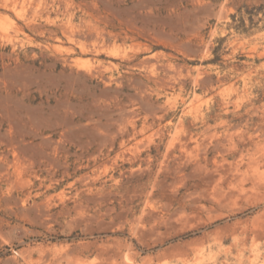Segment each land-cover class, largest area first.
<instances>
[{"label":"rangeland","instance_id":"obj_1","mask_svg":"<svg viewBox=\"0 0 264 264\" xmlns=\"http://www.w3.org/2000/svg\"><path fill=\"white\" fill-rule=\"evenodd\" d=\"M37 2L28 23L0 0V154L20 121L52 135L55 162L24 164L12 182L0 173V264H264V144L217 147L202 132L203 119L264 102V0ZM70 13L118 34L110 48L135 55L133 64L150 56L172 64L174 83H148L126 67L106 72L124 73L121 85L55 80L67 68L54 46L72 44L49 33L47 17L61 25ZM82 96L85 108L74 105ZM65 123L72 136L63 137ZM121 132H139L130 151L156 163L170 135H193V158L163 173L157 166L133 191L136 178L117 183L139 167L123 164Z\"/></svg>","mask_w":264,"mask_h":264},{"label":"bare ground","instance_id":"obj_2","mask_svg":"<svg viewBox=\"0 0 264 264\" xmlns=\"http://www.w3.org/2000/svg\"><path fill=\"white\" fill-rule=\"evenodd\" d=\"M2 1L6 8L13 11L19 19L32 23L29 19L32 13L37 12L36 3H38V0ZM62 13L64 17L67 14L65 11H62ZM85 13L86 12H84V14ZM70 15L69 20L61 23V25H57L56 20H50V15L47 17V20H49L48 22L54 26L51 30H48L49 33L58 41H68L72 44L68 47H64L63 45L54 46L56 49L62 52L64 51V56L61 59L68 69V71L66 69L54 75L55 80L56 76L61 77L67 82L68 87L78 84L82 89L87 85L90 86V83H93L97 77H101L105 84L119 82V85H121V79L125 77L124 73L114 78L113 76L106 75V72L126 67L125 73H130L131 69L139 68L143 72V78L146 79L148 83L167 86H171L172 83H174L173 78L175 77L173 76L176 74V69L173 68L172 64L163 61L160 56H150L133 64L135 55H128L129 52L118 55L113 49L111 50L110 44L112 41H116L117 37H119L118 34L114 33V31H107L99 28L92 23V21L87 20L86 17L79 21H75L71 13ZM14 23V31H22L24 29L18 22ZM129 34L130 33H127V37L133 39L135 35ZM12 40L13 39H10V41ZM137 51H140V49H137ZM104 52H107L111 56H116L117 58L120 56L122 59L121 62H111L107 64V62L98 58V56ZM54 65L55 63L52 64V66ZM133 73L134 72H131L130 74ZM133 80L135 79L129 80L131 81L132 88L136 85V80L134 82ZM83 82H86L85 86L81 84ZM94 101L96 100L94 99ZM68 102L71 103L72 98L69 99ZM97 102L98 101L95 103ZM226 104H223L224 107H227L229 103ZM74 105L85 108L87 106L86 97L82 96L80 102ZM80 111L81 115L85 114L84 109H80ZM225 112L227 115L219 113L211 119L202 120V132L205 135H211V137L217 138V143L215 144L217 147L222 145L225 141L233 143L235 147L248 142L255 143L256 145L264 144V102L258 103L257 101H250L244 108L237 107L232 111L225 110ZM230 112H232V115H228ZM75 117L76 115L73 114L69 121L75 122ZM249 120H252V124L248 122ZM35 125L37 126V124ZM65 125L66 123L63 124V126ZM73 128L74 125L65 126L62 133V135H64L63 137L72 136ZM96 128L101 129L99 125ZM219 128L226 130L225 133H217ZM15 129H17L16 132L6 137L8 146L3 153L0 154V173L2 177H7L11 182L12 179H20L19 177L22 174L21 171L24 169V164H26V167L27 165L35 167L42 165L45 161L55 159V154L48 150L51 149L49 147L55 144L52 135L42 136L39 134L38 128L29 132L20 121L17 123ZM213 129L215 132H212ZM25 133L31 134L34 138L30 141L27 140ZM138 133L139 132L126 134L121 132L119 134L120 139L117 143V147L120 149L119 155L122 156L123 164H131L132 166L139 161V167L136 170L129 169L130 173L128 176L122 174L121 178L117 180V183H120L124 178H136L137 183L133 185V191L137 190L139 186H142L140 185L141 180L147 178V181H145L143 185H146V182L152 181V176L157 166L159 168L158 173H163L171 169H178L185 163V160L190 161L193 158V150H191L190 147L191 142L194 140L193 135L191 139H189L187 137H181V135L177 134L178 132L170 135L171 137L169 136L168 148L159 162L156 163L158 158L156 155L152 154H149L148 157L145 156L146 158H142V153H133L130 151L129 147L130 141L136 138ZM165 137V134L161 135L160 141H163ZM116 141L113 147L116 146ZM151 143H157V139H151L148 147H150ZM149 150H151V147Z\"/></svg>","mask_w":264,"mask_h":264}]
</instances>
